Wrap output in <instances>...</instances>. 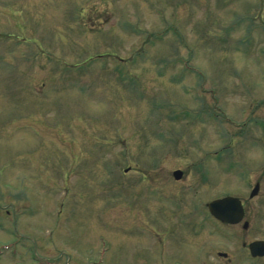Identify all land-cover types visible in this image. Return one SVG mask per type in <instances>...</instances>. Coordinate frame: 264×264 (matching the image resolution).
Masks as SVG:
<instances>
[{"label":"rangeland","instance_id":"rangeland-1","mask_svg":"<svg viewBox=\"0 0 264 264\" xmlns=\"http://www.w3.org/2000/svg\"><path fill=\"white\" fill-rule=\"evenodd\" d=\"M252 23L264 0H0V264H202L264 241ZM227 196L250 223L233 239L206 209Z\"/></svg>","mask_w":264,"mask_h":264},{"label":"flooded vegetation","instance_id":"flooded-vegetation-1","mask_svg":"<svg viewBox=\"0 0 264 264\" xmlns=\"http://www.w3.org/2000/svg\"><path fill=\"white\" fill-rule=\"evenodd\" d=\"M250 27L253 28V30H258V28H259L263 32V35L261 36V38L264 40V25L263 24L257 25V24L252 23V25H250ZM253 36L254 35L250 34V35H247L245 37V39H248L247 42L249 43V45L251 44L250 41L253 42V38H254ZM260 52L262 54H264V47H262V50ZM261 106H264V102L259 104V106L254 105V108H255V110L257 108L260 109ZM255 110L251 109V111H250V114H249L250 124L254 121ZM253 123L258 125L260 130L264 131V116L261 117V119L256 120ZM242 207L244 209L243 222L246 221L248 223V227L246 229H242V224H238L237 227L240 231L247 233L250 230V226H249L250 223H249V221H247L245 219V217H246V206L243 202H242ZM221 230H223L225 233L228 234L227 239H233V236H230V232H232V231H230L231 230L230 226H222ZM233 234H235V232ZM236 236H238V239H236L237 242H234L232 244V246H234V248L231 247L226 252H224V251L218 252V251H214L213 249L208 250L207 253H205L206 257H204L202 264H210L211 261H213L215 264H264V241L252 240V241L247 242V243H243V242L240 243L238 240L240 238H244V236L240 235V233H237ZM259 241L263 242V244H261L262 249H260L259 251H254V255H253L252 251L250 249V245H252L256 242H259ZM173 264H180V263L177 261H174Z\"/></svg>","mask_w":264,"mask_h":264},{"label":"water","instance_id":"water-1","mask_svg":"<svg viewBox=\"0 0 264 264\" xmlns=\"http://www.w3.org/2000/svg\"><path fill=\"white\" fill-rule=\"evenodd\" d=\"M175 181H179L182 177V173L176 171L172 174ZM258 193V185L250 193V198H253ZM209 213L221 223H226L230 225L238 224L242 221L243 218V209L241 203L236 198L227 197L221 200L213 201L207 205ZM248 227V223L243 224V229ZM262 242H256L250 245L252 254L254 251H259L262 249Z\"/></svg>","mask_w":264,"mask_h":264}]
</instances>
